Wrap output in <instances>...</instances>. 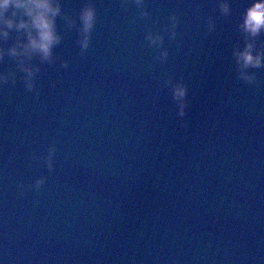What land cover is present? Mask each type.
I'll return each instance as SVG.
<instances>
[{
	"label": "water",
	"instance_id": "1",
	"mask_svg": "<svg viewBox=\"0 0 264 264\" xmlns=\"http://www.w3.org/2000/svg\"><path fill=\"white\" fill-rule=\"evenodd\" d=\"M244 3L222 16L216 0H145V18L134 0H96L83 52L58 20L39 93L0 85L2 264H264V68L238 79ZM173 11L176 39L156 60L145 34ZM170 76L188 85L184 117Z\"/></svg>",
	"mask_w": 264,
	"mask_h": 264
},
{
	"label": "clouds",
	"instance_id": "2",
	"mask_svg": "<svg viewBox=\"0 0 264 264\" xmlns=\"http://www.w3.org/2000/svg\"><path fill=\"white\" fill-rule=\"evenodd\" d=\"M140 9L139 15L150 16L144 7L145 0H134ZM222 16L232 14V0H216ZM58 20L66 28L75 29L77 44L81 52L88 49L92 33L97 23L96 0H81L75 13L65 11L63 0H0V61L9 58L12 66L0 70V85L21 81L23 86L36 94V75L43 64H54L57 60L56 48L61 44L62 34ZM164 32L149 30L145 34L148 46L156 52V60H167L169 51L164 47L165 35L175 40L177 36L178 18L175 11L168 17ZM209 29L214 21L208 18ZM243 44L233 50L238 79L245 83L256 81V69L264 68V0H245L243 10L236 23ZM67 66L66 60L60 61ZM168 87L175 104L178 116L184 117L188 104V85L183 79L168 77ZM55 147L49 146L45 163L49 170L54 167ZM44 177L35 178L27 188H39ZM26 186L19 185L21 194ZM2 264V261H0Z\"/></svg>",
	"mask_w": 264,
	"mask_h": 264
}]
</instances>
